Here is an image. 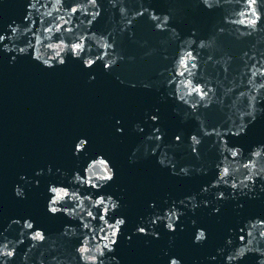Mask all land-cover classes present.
Instances as JSON below:
<instances>
[{
  "label": "water",
  "instance_id": "obj_1",
  "mask_svg": "<svg viewBox=\"0 0 264 264\" xmlns=\"http://www.w3.org/2000/svg\"><path fill=\"white\" fill-rule=\"evenodd\" d=\"M27 2L0 0V33H4L7 25L14 20L23 22ZM127 2L133 9L138 7L137 0ZM219 2L228 4L229 0ZM231 2L236 3L237 0ZM141 3L156 13L169 14L172 17L169 28L176 29L179 36L173 39L169 31L154 30V24L147 14L141 16L128 30L133 33L131 37L128 31L116 35L115 47L125 59L111 71H105L101 62L92 68H85L81 60L73 59L71 55L63 66L53 68L43 67L31 58L30 53L16 56L10 63L16 54L0 51V65L22 136L42 228L49 236H55L65 225L78 227L77 221L63 214L53 216L47 212L48 185L56 183L70 186L67 181L73 171L80 170L83 174L82 169L89 159L103 155L115 169V178L101 192L93 195L108 194L118 199L121 206L114 215L126 220L115 251L108 254L106 264H168L170 257L180 259L182 264H225L227 251L220 254L217 249H227L226 238L232 235L235 241L237 230L246 220L264 219V182L257 181L253 192L237 194L235 199H213L215 191H223L228 195L227 188L200 194L202 186L210 184L216 177L213 165L218 159L217 152L215 148L209 149L211 138L205 139L200 145L199 160L185 147L189 135L197 130V123L190 114L189 118L182 120L188 110L170 98L169 93L173 91L174 85L165 87V83L172 78L168 69L181 46L180 41L192 35L193 30L197 41L216 36L211 53L214 58L225 54L233 57L229 74L238 71L240 53L248 49L254 40L252 37L237 40L228 34L231 29L224 24L223 17L229 9L225 7L209 10L200 0H141ZM101 6L107 7V0H101ZM116 19L118 17L110 20L109 12L105 11L92 30L107 32ZM261 26L264 27V20ZM220 27L227 31L217 35ZM116 30L118 33V24ZM261 39L264 40V34ZM24 42L20 41L21 44ZM259 47L264 48V42ZM199 55L205 76L216 80L224 78L218 65L214 67L211 62L205 63L209 51ZM128 57L134 59L129 61ZM224 83L227 84V79H224ZM133 84L134 87L131 86ZM259 107L264 108V101ZM174 108L178 111L174 112ZM202 113L209 127H215L225 119L224 113L215 104L202 110ZM150 116H157L158 120L153 122ZM134 124H139L143 131L133 130ZM223 127L227 128L228 124L225 123ZM117 128L123 131L118 133ZM157 128L164 133L162 142L156 149V155H147L145 145L149 153L156 146L154 136L158 133L153 130ZM148 135H152L153 140H145ZM176 136H180L181 143L175 148L165 149L174 157L170 171V167H161L157 163V156L164 145L171 144ZM81 138L87 140L86 148L74 155L75 144ZM227 141L230 146L242 148L245 155L253 146L264 144V113L248 125L244 134L229 135ZM130 157L134 163H129ZM184 165L202 166L207 169V174L194 171L189 176L172 174V171L178 172ZM48 166H51V173L48 172ZM40 169L44 170L43 174L35 175ZM57 169L66 172L67 176L61 177ZM35 181L39 184H35ZM90 191L82 190L84 193ZM193 194H196L198 201L208 200L210 203L207 207L201 205L194 213L176 203L175 206L185 214L176 223L175 232H168L163 222H158L152 229L159 233L158 239L135 232L137 226L147 228V224H142V219L157 210L162 214L173 202ZM150 203L154 207H149ZM217 207L219 211L213 212ZM198 228L207 233L203 244L193 242ZM229 229L233 233H229ZM61 243L67 252H71L80 241L62 240ZM256 260V255H248L239 264H256Z\"/></svg>",
  "mask_w": 264,
  "mask_h": 264
},
{
  "label": "clouds",
  "instance_id": "obj_2",
  "mask_svg": "<svg viewBox=\"0 0 264 264\" xmlns=\"http://www.w3.org/2000/svg\"><path fill=\"white\" fill-rule=\"evenodd\" d=\"M200 3L209 10L213 7L228 8L227 14L223 17L224 24L231 29L228 34L237 40L252 37L254 42L240 53L238 71L229 74L233 57L225 54L214 58L211 53L215 47L216 36L197 41L193 30L192 35L180 41L181 46L178 47L176 57L168 69L172 78L166 81L165 87L174 85L173 91L169 93L170 98H174L188 110L182 120L189 118L190 114L197 123V130L189 135L185 147L199 160L200 145L205 139L211 138L209 149L215 148L217 152L218 159L213 165L216 177L210 184L202 186L200 194L206 195L213 189L227 188L228 195L223 191H215L213 199H235L237 194L246 195L253 192L257 181L264 182V144L253 146L245 155L242 148L230 146L227 141L229 135L244 134L248 125L254 122L258 115L264 113V108L259 107L264 101V48L259 47L260 43L264 42L261 39V35L264 34V27L261 26V21L264 20L262 11L264 0H237L236 3L229 0L228 4H223L219 0H200ZM137 5L138 7L133 9L127 0H107V7L101 6V0H28L23 22L14 20L7 25L4 33H0V51L5 54H16L10 63L16 56L30 53L31 58L43 67L53 68L63 66L66 58L71 55L73 59L81 60L85 68H92L97 62H101L105 71H111L118 62L125 59L115 47L116 35L128 31L133 22L141 16L147 14L148 19L154 24V30L169 31V36L173 39L179 36L176 29L169 28L172 19L169 14L156 13L154 9L143 6L141 0H137ZM105 11L109 12L110 20L113 17L118 19L107 32L93 31L94 24ZM116 24L119 25L118 33ZM225 31L227 29L220 27L217 29V35ZM128 35L131 37L133 33L128 31ZM21 40L25 42L21 44ZM204 51H209L205 63L211 62L214 67L218 65L224 73L223 79L216 80L205 76L199 55ZM127 59L131 61L134 57ZM92 78L94 77H90ZM224 79H227V84L224 83ZM213 104L224 113L225 119L215 127H209L202 110L209 109ZM173 111L178 110L174 108ZM149 119L156 122L158 117L150 116ZM225 123L228 124L227 128L223 127ZM133 130L142 132L143 128L139 124H134ZM122 131L121 128H117L118 133ZM153 132L158 133L154 136L156 146L149 153L145 145L147 155H156V149L160 147L164 136L159 128ZM145 140L151 141L153 136L148 135ZM87 143L86 139H79L73 154L83 152ZM180 143V136H176L171 144L164 145L157 156V163L161 167H170L174 159L165 149L175 148ZM135 151L134 149L133 152ZM134 162L130 157L129 163ZM193 171L197 174H207V169L193 165H184L178 172L172 171V174L189 176ZM43 172L42 169L37 170L35 175L40 176ZM48 172L51 173V166H48ZM57 172L60 170L57 169ZM82 172L83 174L80 170H75L68 178V185L77 187L49 183L47 188L49 195L47 212L53 216L63 214L68 219L77 221L78 227L65 225L60 233L49 236L43 229L35 227V222L31 219L26 218L22 223L19 219H13L9 222V227L17 225L20 230L17 238L8 237L0 232V264H11L16 259L17 249L26 242L27 247L20 256L19 264H33V256L35 264H106L108 254L115 251V245L126 220L122 216L114 215L121 206L118 199L108 194L93 193L101 192L103 187L114 180L115 169L103 155H97L87 161ZM60 175L66 177L67 173L60 172ZM25 179V176H20V180ZM34 183L39 184L38 181ZM83 189L91 191L84 193ZM14 195L20 199L26 198L20 185L14 186ZM176 203L194 213L201 205L207 207L210 201H198L196 194L186 196L178 202H173L162 214L157 210L156 213L142 219V224H147V228L137 226L135 232L158 239L159 233L152 230L158 222H163L168 232H175L176 223L180 216L185 214L181 208L175 206ZM149 207H154V204L150 203ZM218 211V207L213 209V212ZM192 223L195 224V221ZM229 233H233V230L229 229ZM237 233L235 241L232 235L226 238L227 249H217L220 254L227 251L225 264H239L248 255L257 256L256 264H264V219L246 220ZM73 239H79L80 243L71 252H67L61 241ZM206 239L205 230L198 228L193 242L203 244ZM171 242L170 237L169 243ZM42 245L46 247H41ZM48 253L54 254L48 255V259L45 260L44 257ZM111 259L116 260L115 257ZM168 264H182V261L170 257Z\"/></svg>",
  "mask_w": 264,
  "mask_h": 264
}]
</instances>
